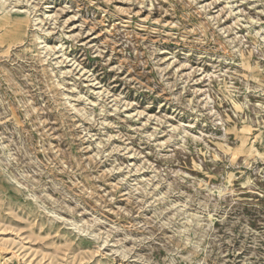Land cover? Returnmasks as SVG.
<instances>
[{"label": "rangeland", "instance_id": "1", "mask_svg": "<svg viewBox=\"0 0 264 264\" xmlns=\"http://www.w3.org/2000/svg\"><path fill=\"white\" fill-rule=\"evenodd\" d=\"M0 264H264V0H0Z\"/></svg>", "mask_w": 264, "mask_h": 264}]
</instances>
